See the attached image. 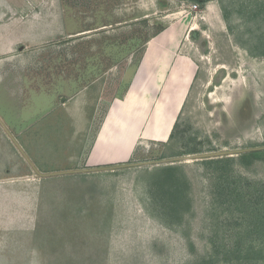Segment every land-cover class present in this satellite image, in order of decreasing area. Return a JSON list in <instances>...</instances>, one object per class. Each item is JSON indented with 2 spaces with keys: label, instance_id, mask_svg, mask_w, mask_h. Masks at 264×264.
Instances as JSON below:
<instances>
[{
  "label": "rangeland",
  "instance_id": "1",
  "mask_svg": "<svg viewBox=\"0 0 264 264\" xmlns=\"http://www.w3.org/2000/svg\"><path fill=\"white\" fill-rule=\"evenodd\" d=\"M21 1L0 0V264H264V0ZM178 22L198 70L172 138L92 165Z\"/></svg>",
  "mask_w": 264,
  "mask_h": 264
},
{
  "label": "crops",
  "instance_id": "2",
  "mask_svg": "<svg viewBox=\"0 0 264 264\" xmlns=\"http://www.w3.org/2000/svg\"><path fill=\"white\" fill-rule=\"evenodd\" d=\"M36 1L41 5L44 0ZM49 1L51 10H56V4ZM18 6L24 11L30 3L22 0ZM51 23L50 21L48 25L50 28L54 27V30L48 31L49 36H57L58 17L53 25ZM181 25V22H178L152 36L144 44V54L139 60L124 99H114L112 102V116L118 120L115 123L116 131H113L116 137L109 139L112 129H109V125L103 127V133L98 135L90 156L92 165L127 158L136 142L141 139L164 142L171 139L176 120L198 70L193 40L184 36ZM182 46L186 55L179 53ZM123 136L124 138L119 139ZM109 145H117L115 147L120 148V151L115 155L107 153L106 148Z\"/></svg>",
  "mask_w": 264,
  "mask_h": 264
},
{
  "label": "trees",
  "instance_id": "3",
  "mask_svg": "<svg viewBox=\"0 0 264 264\" xmlns=\"http://www.w3.org/2000/svg\"><path fill=\"white\" fill-rule=\"evenodd\" d=\"M194 1H197V2H199V3H200V2H203L202 0H194ZM172 135H173V134H171V138H172ZM244 159L247 160V158L245 157V155L243 156V160H244ZM249 162H250V161H249Z\"/></svg>",
  "mask_w": 264,
  "mask_h": 264
},
{
  "label": "built area",
  "instance_id": "4",
  "mask_svg": "<svg viewBox=\"0 0 264 264\" xmlns=\"http://www.w3.org/2000/svg\"><path fill=\"white\" fill-rule=\"evenodd\" d=\"M197 6H198L197 4H194L193 8L196 10V9H198Z\"/></svg>",
  "mask_w": 264,
  "mask_h": 264
}]
</instances>
